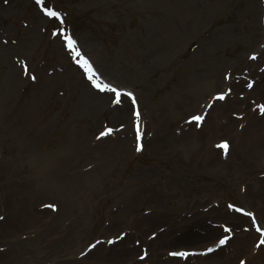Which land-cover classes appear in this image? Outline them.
I'll return each instance as SVG.
<instances>
[{"label":"rangeland","instance_id":"374dc122","mask_svg":"<svg viewBox=\"0 0 264 264\" xmlns=\"http://www.w3.org/2000/svg\"><path fill=\"white\" fill-rule=\"evenodd\" d=\"M45 6L59 11L63 23L36 0H0V198L3 175L24 194L0 204V250L7 253L1 264H202L208 248L250 228L249 253L238 257L246 264L250 254L264 264V235L257 231L264 229V208L254 180L264 179V166L255 158V134L245 167L236 156L249 133L242 118L256 114L255 83L264 82V0H46ZM60 30L121 92L120 104L115 93L93 87L63 33L53 34ZM229 89L224 100L214 99ZM129 91L135 105L123 95ZM233 100L226 114L216 113L218 104ZM210 126L202 152L187 153L183 135ZM223 141L226 153L218 147ZM25 212L35 221H18ZM226 214L246 221L232 225ZM210 227L219 228L211 239ZM27 240L39 242L30 256Z\"/></svg>","mask_w":264,"mask_h":264},{"label":"bare ground","instance_id":"6f19581e","mask_svg":"<svg viewBox=\"0 0 264 264\" xmlns=\"http://www.w3.org/2000/svg\"><path fill=\"white\" fill-rule=\"evenodd\" d=\"M261 81V80H259ZM254 93H256V114L255 115H249L250 117H252V120H248L245 117L242 118V121L245 123V126L248 130V135H245L246 130L243 133V140L240 143H237V146H240L243 148L242 153L240 154H236L237 159L241 161V163H243V166L245 167L247 161V154L250 155L247 151V147H250V141L253 138V135L255 134V138H254V143H255V158L256 157H260L263 159V161L261 163H259L260 166H264V113L261 112L260 110V106L264 105V82L261 83H255V89H254ZM236 101L233 100L230 104H228L226 107L223 104H218L216 103V113L217 114H222L223 112H225V114L227 113L228 109L230 107H232L233 105H235ZM207 119V118H206ZM206 119H205V123H206ZM231 118H229L230 120ZM230 122H232V120H230ZM261 125V128H257V125ZM213 128L214 125H212ZM249 126V127H248ZM213 128H211V126L208 128V130H201V131H197L195 129H191L190 133H185L183 135V139H187L186 142V151L187 153H191L194 155V152L196 151L197 153H201L202 152V144L205 143L207 141V135L206 133L210 130H212ZM220 129H225L224 127H219ZM260 129V132H258L257 130ZM226 130V129H225ZM255 132V133H254ZM239 138H242V133L239 135ZM122 142V141H121ZM234 147V146H233ZM232 147V148H233ZM216 151L213 150V153H215ZM230 153H232V150L230 151ZM247 153V154H246ZM192 155V156H193ZM263 173H259L258 176H261ZM247 176L251 178V174H248L246 176H244V179L247 182ZM3 179L6 180V184L3 186V192L1 193V198H0V204L1 202L5 203L6 206L11 205L16 198L18 197H24V194L19 192V191H14L12 189H14V187L12 185H10L12 183V181H10V178L7 176L2 177ZM8 180V181H7ZM256 181V184L261 185V187L256 188L255 193L259 196V201L261 203V207L264 208V179H254ZM8 182V183H7ZM250 198L252 199V196L249 195ZM62 199L64 200V194L61 195ZM255 201V197L253 196V202ZM65 202V201H64ZM26 209H30L27 206L25 207ZM30 211V210H29ZM45 211H39V213H43ZM258 219L261 221V217L259 215V213L257 214ZM223 218H225L224 222H229L232 225H236L234 224L235 221L240 220V221H246L245 217H242L240 215H232V214H226L225 216H223ZM20 222L26 223L28 221H35V218L33 217V215L30 212H25L22 213V215H20V219L18 220ZM263 221V220H262ZM225 225L227 227H229L230 225L225 223ZM219 232V228L217 227H210L208 232L206 235L208 236L209 239L214 238V236L217 235V233ZM238 235H234L230 244L225 248V251H221L218 250L217 252H212L210 255H208L205 258H199V260L202 262V264H233L234 261L236 262V264H240V262L245 258H239L238 255L239 254H243V253H249V247L251 246L252 242L251 240H253V235L251 233H243L241 234L239 237H237ZM41 238V237H40ZM39 238V239H40ZM205 238V239H208ZM26 242H31L29 245V248L27 247L25 249V255H29L30 253L32 254V252H30L32 249H34L36 245H38V241H31V240H27ZM18 243V244H17ZM17 245L20 244H26V243H22L20 239L17 240L16 242ZM15 244V245H16ZM15 249V248H14ZM127 251V250H125ZM219 255H216V254ZM263 257H264V250L261 251L260 253ZM4 255H7V253H5L4 251L0 250V264H1V260L3 259ZM249 258V262H247L246 264H257V257L256 256H251L249 254L248 256Z\"/></svg>","mask_w":264,"mask_h":264},{"label":"snow or ice","instance_id":"6c2138e0","mask_svg":"<svg viewBox=\"0 0 264 264\" xmlns=\"http://www.w3.org/2000/svg\"><path fill=\"white\" fill-rule=\"evenodd\" d=\"M5 2H7V0H5ZM36 3L41 5L42 7V11L43 13L48 16V17H54L57 20H60L61 23H63V17L61 15V13L59 11H55L53 8H49L47 6H45L46 0H36ZM61 33H63V41H64V45L66 46V48L69 50V52L72 54V56L75 58V63H77L80 67H82L85 72L87 73V77L89 79V81L92 82V85L94 88L98 89L101 92L104 91H108V92H113L115 93V100L113 101L116 104H120L121 103V92L118 91L116 88H114L111 84L108 83H104L99 75L97 74V72L94 70L93 65L91 64L90 60L86 57L83 56L82 51L80 50L77 41L71 36L68 35L66 33H64V30H60V32L58 33H53L54 35H60ZM251 59H256L255 54L251 57ZM23 63V62H21ZM25 74H27V66L25 65L24 68ZM31 80L35 81L36 80V76L35 75H31L30 76ZM249 88L253 87V84L249 83L247 85ZM231 91V89L228 90V92H222L219 93L216 97H214V99L216 100H224L226 98V96L228 95V93ZM124 96L128 97L131 99L132 104H136V99L135 96L132 92H124L123 93ZM209 107H211V105H209ZM260 110L262 113H264V105L260 106ZM134 115L137 119V126H136V130H137V140H140V128H139V119H140V115L141 113L139 112V110L137 109L134 112ZM192 121L195 122H202L204 120V116L203 115H193L191 117ZM112 131V129H107L106 131H102L100 133V137H103L105 135H108L110 132ZM143 145L141 143L137 144L136 147V151H141L142 150ZM218 147L222 148L225 150L228 149L229 145L226 141L221 142L220 145H218ZM49 207H55L54 205H49ZM229 208L234 207L233 205H229ZM237 211H243V209H236ZM248 216H253L254 214L251 212H247L245 213ZM0 219H2V217H0ZM261 229L258 227L257 231H260ZM226 232H230L231 229H225ZM155 234H153L154 236ZM120 237H117V239H119ZM229 237L228 236H224L222 239L219 240V243L217 244V247H220L224 244L227 243ZM99 243V241L97 242ZM108 243H114V241H108ZM261 244H264V239H262L260 241ZM92 247H95V245H93ZM257 247H259V245H257ZM207 252H212L214 251L213 248H208L206 250ZM170 256H174V257H188L189 255H198V254H202V253H189L187 251H173V252H169L168 253ZM147 256V251H144L143 255H141L139 257V259L143 260L145 259ZM240 264H245V261H241Z\"/></svg>","mask_w":264,"mask_h":264}]
</instances>
